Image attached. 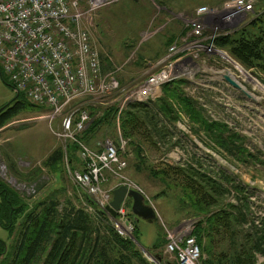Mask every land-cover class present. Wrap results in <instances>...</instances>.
I'll return each mask as SVG.
<instances>
[{
    "label": "rangeland",
    "instance_id": "obj_1",
    "mask_svg": "<svg viewBox=\"0 0 264 264\" xmlns=\"http://www.w3.org/2000/svg\"><path fill=\"white\" fill-rule=\"evenodd\" d=\"M229 1L231 0L224 2L214 0H123L88 16L84 27L90 32L93 44L98 49L102 61V72L105 76L109 74L114 76L120 83L121 90L108 95L91 96L82 102L85 103L83 106L88 109L95 108L97 112L101 113L104 109L114 105L123 110L133 104L134 93L147 76L153 72V66L165 53L168 44L175 43L187 33L189 34V26L196 20L198 9L208 7L211 10H222V6ZM205 3L207 5L201 6ZM219 13L213 15L218 17ZM215 17L211 19L215 20ZM258 18L262 19L263 22L260 26L264 28V0H257L254 12L247 17V23L242 29L252 20ZM104 21L107 22L104 23ZM209 22L212 23L210 19ZM210 23L205 30L207 37L214 34ZM253 30L256 33V30ZM217 40L213 45L221 53L216 56L222 58L225 53L230 59L237 62L239 68L233 67L232 71L241 79L242 86L238 90L239 97L233 99V103L227 100L226 104L229 107L215 110V113L205 114L210 122L222 124L228 128L230 133L242 138L246 150L257 160L249 163L236 161L221 150L204 132L195 134V129H192L194 126L185 116H182V119L176 123V129L175 126H172V130L179 137L182 135L186 142L182 141L183 144H177L170 152H167L168 148L148 150L146 156L150 161L148 163L153 162L154 166L166 164L179 167L189 162L197 164V160H199L204 168L214 172L211 175L216 177L215 179L220 180L219 175H225L231 181L225 185L228 190L226 204L229 205L240 206L239 193L234 186L240 187L243 190L242 196L244 194L246 204H248L247 222L237 230L239 237L244 238L245 235L254 234L258 229L264 230V66L248 70L232 58L228 51L218 48ZM207 65V68H213L215 72L223 70L222 67L230 68V65L217 64L216 60L208 62ZM0 68L2 71V78L0 76V110L6 108V111L11 109L16 112L8 119L9 124L0 130V180L19 193L26 200L28 206L53 195L61 205L71 202L77 208H85L89 213L94 212V209L87 204L86 192L74 182L68 170L69 165L77 170L81 169L78 152L72 162L69 161L66 154L64 160L58 164H56L57 162L47 164L54 152L67 146L65 141L57 136L61 132V120L56 119L51 124L48 118L50 111L47 108L31 106L30 101L23 94L17 97L15 87L9 83L1 65ZM214 76L209 72L203 78H199L200 81L197 82L200 86L215 88L219 80ZM200 86L197 87L188 82L187 94L195 99L205 96L214 97L215 94L209 95ZM161 96L162 93L157 99ZM20 105L23 107L17 109ZM119 126V122L116 124L111 121L109 125L103 126L98 133L88 135L90 147L96 149L107 140L114 142L120 140ZM125 151H128L127 147ZM125 160L128 163L126 177L128 182L141 191L145 202L155 210L157 218L152 224L141 220L138 222L140 233L138 242L134 236L135 231L131 236H122L117 231L118 224L119 228H124L121 216L119 218V212L116 218L107 213L113 227L119 236L137 242L141 256L148 264H166L168 260H173L176 263L175 257L166 251L169 235L174 232L181 234L190 232L194 236L198 220L190 215V207L179 201L177 195L180 193L167 192L161 195L165 190L158 181L149 179L145 173L136 174L133 169L131 170L130 163L133 160V154H130ZM116 183L118 184L115 185ZM114 185L119 188L120 182L111 176H105L101 185L102 193L110 194L118 189L117 187L113 189ZM102 198L101 194L93 198L99 207ZM126 212L128 211L126 210ZM127 217L130 220L128 215ZM1 237L9 245L13 243L5 232H1ZM160 240L163 241L162 249L155 250L153 247ZM217 243L219 244L218 241ZM226 252L228 251L221 254ZM216 255L219 254H214V257ZM261 256L264 257V255ZM208 258L207 255H203L200 264L207 262ZM168 263L174 264L172 261Z\"/></svg>",
    "mask_w": 264,
    "mask_h": 264
},
{
    "label": "trees",
    "instance_id": "obj_2",
    "mask_svg": "<svg viewBox=\"0 0 264 264\" xmlns=\"http://www.w3.org/2000/svg\"><path fill=\"white\" fill-rule=\"evenodd\" d=\"M261 22V18L252 20L234 34L218 38L217 47L228 51L232 58L248 70L263 68L264 28L260 26ZM172 44H168V48ZM0 76L2 78L1 68ZM187 86L186 80L165 85L162 96L155 101L134 102L123 110L114 105L100 113L95 108L85 107L93 120L84 134V140L89 145L88 135L98 133L111 121L116 124L119 122L121 139L113 142L117 147H120L121 140L127 143L128 151H121L120 154L124 159L133 154L131 170L136 174L145 173L149 179L158 181L165 190L161 195L167 192L180 193L177 195L179 201L188 205L190 215L198 220L193 235L202 255L209 257L203 264H216V259L220 260V264H224L222 259H230L232 264H256V255H264V230L258 229L254 234L239 237L237 230L247 222L248 210L240 187L234 186L239 193L240 206L229 205L226 204L228 190L225 185L231 182L230 179L225 175H219L220 180L215 179L211 175L214 172L204 168L199 160L197 164L189 162L179 167L148 163V150L168 148L167 152H170L177 144H183L184 137L179 133L181 139L172 130V126L176 129V123L182 116L190 120L195 134L204 132L236 161L249 163L257 160L246 150L242 138L230 133L226 126L207 119L196 99L187 94ZM18 94L17 97L22 93ZM30 105L37 106L31 102ZM6 110L4 108L0 112V130L9 124L8 119L16 113L11 109ZM101 149L100 145L93 150ZM66 154L72 162L73 157L78 155L77 147L67 144L65 148L54 152L47 164H58ZM85 197L94 212L77 208L71 202L61 205L53 195L28 206L19 193L0 180V264H148L137 246L140 241L139 224L132 214L131 203L127 204L128 216L135 225L134 236L137 242L119 236L107 212L87 193ZM1 232H5L13 243L11 241L9 245L1 237ZM162 245L163 241L160 240L153 248L161 250ZM225 251L228 252L221 254ZM214 254L219 255L214 257ZM169 261L176 264L173 260H168L166 264H170Z\"/></svg>",
    "mask_w": 264,
    "mask_h": 264
},
{
    "label": "built area",
    "instance_id": "obj_3",
    "mask_svg": "<svg viewBox=\"0 0 264 264\" xmlns=\"http://www.w3.org/2000/svg\"><path fill=\"white\" fill-rule=\"evenodd\" d=\"M123 0H0V65L9 82L18 93H22L37 106L50 111L53 124L61 120V132L57 136L66 144L77 147L81 169L68 170L74 182L91 197L103 195L100 207L105 210L112 202V193H102L105 176H112L129 190L141 191L127 180V161L121 157L127 143L121 140L120 147L107 140L101 150H93L84 140L91 123V116L83 106L89 97L108 95L121 90L120 83L111 74L102 72L99 52L93 45L90 32L84 27L88 16L118 4ZM257 0H231L222 10L208 7L198 9L196 20L189 26L181 40L173 43L166 54L153 66V72L141 83L133 95L132 102L155 101L165 85L179 80L200 86L197 81L209 72L219 83L214 87H202L214 97L196 98L205 113L229 107L241 89V79L232 71L239 68L237 62L221 53L213 45L220 38L237 32L247 23L254 12ZM228 13V21L222 24L209 22L213 14ZM217 18V17H216ZM223 18H218L221 20ZM208 21V22H207ZM246 21V22H245ZM210 23L214 34L207 37L205 30ZM218 57V58H216ZM214 58V59H213ZM212 59V60H211ZM228 59V60H227ZM230 65L215 72L207 63ZM230 81L236 84L234 86ZM126 205L119 211L122 227L120 234L131 236L135 226L128 219ZM118 223V222H117ZM119 228V229H118ZM171 233L166 247L177 264H200L202 253L197 240L190 232Z\"/></svg>",
    "mask_w": 264,
    "mask_h": 264
},
{
    "label": "water",
    "instance_id": "obj_4",
    "mask_svg": "<svg viewBox=\"0 0 264 264\" xmlns=\"http://www.w3.org/2000/svg\"><path fill=\"white\" fill-rule=\"evenodd\" d=\"M225 79L231 82L228 77H225ZM234 86L238 87L236 84H234ZM17 95H19L18 92ZM2 110H0V112ZM127 202H131V211L137 222L141 220L148 224H152L156 220L157 214L155 210L145 202V197L135 190H129L126 186H121L113 191V200L106 208V212L113 218H116L122 206Z\"/></svg>",
    "mask_w": 264,
    "mask_h": 264
},
{
    "label": "crops",
    "instance_id": "obj_5",
    "mask_svg": "<svg viewBox=\"0 0 264 264\" xmlns=\"http://www.w3.org/2000/svg\"><path fill=\"white\" fill-rule=\"evenodd\" d=\"M214 1H217V2H218V1H220V2L223 1V2H224V1H227V0H214ZM204 5H207V3H205V4H201V6H204ZM199 6H200V5H199ZM106 22H107V21H104V23H106ZM93 45H94V44H93ZM94 47L96 48L95 45H94ZM96 49H97V48H96ZM97 50H98V49H97ZM167 50H168V48H167ZM167 50H166L165 53L161 56V58L166 54ZM117 184H118V183H116L115 185H117ZM115 185L113 186L114 188L112 187L113 189H115V188L117 187V186L115 187ZM202 258H203V255H202ZM219 261H220V260H216V264H220ZM221 261H222L224 264H232V263H231L232 260H230V259H222ZM256 264H264V257H262L261 255H256Z\"/></svg>",
    "mask_w": 264,
    "mask_h": 264
},
{
    "label": "bare ground",
    "instance_id": "obj_6",
    "mask_svg": "<svg viewBox=\"0 0 264 264\" xmlns=\"http://www.w3.org/2000/svg\"><path fill=\"white\" fill-rule=\"evenodd\" d=\"M227 14H228V13L221 12L220 16H218L217 19H218V18H223V19H221V20H217L216 17H215V21H216V23L222 24V23H224L225 21H228L229 18L227 17ZM211 22H214V19H211ZM211 24H212V23H211Z\"/></svg>",
    "mask_w": 264,
    "mask_h": 264
}]
</instances>
